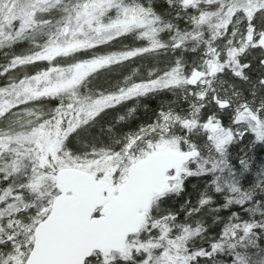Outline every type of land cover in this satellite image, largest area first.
I'll use <instances>...</instances> for the list:
<instances>
[{"label":"snow or ice","instance_id":"6c2138e0","mask_svg":"<svg viewBox=\"0 0 264 264\" xmlns=\"http://www.w3.org/2000/svg\"><path fill=\"white\" fill-rule=\"evenodd\" d=\"M173 2L168 0L169 5ZM205 2L218 7L205 9L199 7L200 0H175L181 9L175 16L181 18L185 13L183 19L192 26L182 30L169 22L164 28L171 35L162 41L157 33L163 29L153 24L160 17L142 0H0V42H16L29 29L49 26L47 39L34 42L38 45L35 51L13 55L0 69L3 76L23 64L46 65L0 84V120L11 125L0 128V264H207L209 260L218 264L213 258L225 252V245L232 258L228 264H264V164L254 167L257 156L264 155L257 151L264 148V95L257 101V94L264 90V0ZM61 5L65 15L55 21L39 15ZM204 24L208 25L207 37ZM132 35L145 43L104 49L110 41ZM189 40L196 41L192 51L201 43L204 46L199 62H193L190 69L182 56H175L163 68L149 70L146 79H134L133 70L92 95L77 92L90 73L124 65L161 48L187 49ZM87 49L96 51L72 65L61 67L54 62L58 54L74 55ZM82 66L87 70L80 71ZM57 72L62 74L60 79ZM225 73L233 81L246 82L251 99L233 84L223 88L221 95L214 81L219 78L221 85L227 83ZM176 87H188L186 100L195 97L189 100L187 112L159 106L110 145L93 140L81 151L73 143L81 131L91 135L90 127L108 115L107 110ZM229 88L234 89L231 95ZM65 93H69L67 102ZM43 98L58 102L47 113L35 112L32 102ZM34 112V119L24 121L27 128L23 124L17 128L15 122ZM238 142L243 147L232 164L228 149ZM202 148H207L211 159L202 154ZM165 150L174 153L162 177L169 191L160 202L167 210L153 215L145 206L140 213L142 222L121 225L122 208L131 217L136 215L132 195L142 170L150 168ZM9 152L15 155L5 160ZM112 155L123 162L111 174L110 183L108 174L95 175L93 168L98 159ZM225 169L228 178L222 177ZM192 176L202 178L205 187L195 207L188 206L189 197L177 209L170 197L183 192ZM209 186L216 193L226 190L225 202L217 208L235 205L239 210L225 218L215 217L223 219L217 235L189 250L186 239L203 229H192L184 221L211 203L213 197L206 194ZM99 191L106 199L95 206ZM25 193L32 198L25 199ZM109 232L111 238H104ZM84 239L91 240V245L79 261L63 254L65 247Z\"/></svg>","mask_w":264,"mask_h":264},{"label":"trees","instance_id":"16d2710c","mask_svg":"<svg viewBox=\"0 0 264 264\" xmlns=\"http://www.w3.org/2000/svg\"><path fill=\"white\" fill-rule=\"evenodd\" d=\"M152 4H153L152 8L155 10L156 14L161 16L160 18L163 17L164 19H166L168 23L171 22L173 26L179 25V27L182 30L185 28H190L192 26L188 21L183 19L185 13L182 12L181 18H177L175 16L176 11L181 10L178 7V5L175 3V0L171 5L168 4V0H152ZM39 15L42 16L43 18H47L49 17L50 13L45 11L42 14L39 13ZM170 35H171V31H164L160 33L158 38L162 41H168V37ZM143 43H145L143 40L137 39L134 35H132L129 36L127 39H118V40L110 41L106 46H104V49L105 50L120 49L126 45L133 46V45H141ZM22 48L23 46H21V44H19L17 41V42H13V45L9 49H7V51L2 50L3 54H0V69H2L3 66L8 64L10 58L13 55H17L23 52L21 51ZM93 51H96V49H87L86 52H76L74 55L58 54L55 56L54 62L57 65H60L61 67H66L74 64V62L78 58L84 55H90ZM196 53L200 54V52H196ZM192 55L193 52H188L186 49L184 50L177 49L174 52L171 48H161L157 52H154L152 54L137 56L133 58L131 61L126 62L125 64L130 66V64L132 63V68H137L138 72L143 73L147 68H152L154 66L162 67V65H165L170 59L174 58L175 56H182L184 58L183 62L186 65H188V62L191 61L192 59ZM249 55H251V53H249ZM153 57H157L159 58V60H157L156 63H154V61L152 60ZM125 64L124 65L114 64L111 66V68L104 69L102 72H94L86 75L82 79L80 85L77 88L78 94L81 96L92 95L96 92L98 88L106 87L107 84L115 83L118 79L122 77V74H124V70L125 71L127 70L128 67H126ZM21 67L22 68L24 67V70H27L30 74L46 68V65L43 63H39V64L28 63L25 64V66H20L19 68L20 70H18V73L22 71ZM14 71L12 69L9 72L5 73L3 76H0V84H6L5 79L7 74L8 73L13 74ZM58 74L59 72L55 74L57 78H58ZM60 78L61 77H59L58 79ZM171 89L174 88L159 89L146 96L137 97L135 101L130 100L123 104L117 105L115 109L107 110L108 115L102 116L101 119H99L96 123H94L90 127L89 131L91 135L88 132L81 131L79 140L78 141L74 140L73 143L81 151L85 149V143L91 144L93 140H95L97 144H101V143L105 145L112 144L114 140H118L120 138L123 132L127 131L130 128H135L137 125H139L141 121L146 120L157 107L166 104L167 101L164 98L165 96L157 95V92L161 91L160 93L164 92L165 94V92L168 93V91H170ZM241 89L244 91V96L248 99H251V95L247 91L246 82L243 83ZM68 95L69 93H65V102H67ZM261 95H264V90H261V92L257 94V101L259 100ZM57 102L58 100L43 98V99L35 100L32 103L35 106V112L47 113L49 112L51 107L54 106V104ZM133 107H134L133 114L127 117L124 116L125 115L124 112L122 114L119 113L124 109H125L124 111H126L127 109ZM121 116H123V120L119 119V117ZM34 118L35 115L30 117L28 120ZM9 125L10 124L8 122L0 120V128L9 127ZM14 146L16 145L13 144V147ZM242 147L243 145L238 142L233 144L228 149V153H229L228 158L232 162V164H236V157L240 154ZM257 151L264 153V148L258 149ZM98 161L99 163H101L99 159ZM261 164H264V155L257 156V159L254 162V167H258ZM222 177L228 178L227 169H225V172L222 174ZM223 178L220 181L221 184H223ZM116 182L119 183V179ZM193 184L196 185L195 188L192 187ZM204 187H205V183L202 178L196 176L189 177L186 181V186L184 191L179 193L173 192L170 199L175 201L176 208L178 209L179 204L183 203L186 199L190 197L191 204L188 206L195 207L197 201L200 198V192L204 189ZM206 194L213 197L211 203L208 206H205L200 212L190 215L187 218V220L184 221L190 224L192 229H196L198 226L201 229H203V231H201L200 233H194L186 239V243L189 247V250H191L194 247H200L201 245L206 244L209 238L217 235L218 227L223 223V219L217 221L215 220V217L219 216L221 218H225L232 211L239 210L238 207L235 205H231L228 209H225L223 207L217 208V205H222L225 202L223 197L226 194V190L225 193H216L212 191L211 186H209V191ZM162 195L154 199V201L158 203L156 207L153 206L152 209L150 208L149 212L151 214L156 215L158 213L157 215H160L167 210L168 206L160 202V197ZM31 198H32L31 194L25 193V199H31ZM241 215L243 216L245 214L241 213ZM254 218L259 219L260 215L254 214ZM261 243H264V237L261 238ZM224 247H225V252L223 254L218 253L213 258L215 261L218 262V264L219 262H223V264H228V262H230L232 259L231 256L227 254L230 251L227 248V245H225ZM249 251L255 252L256 250L253 248H249ZM207 264H212V260L207 261Z\"/></svg>","mask_w":264,"mask_h":264},{"label":"rangeland","instance_id":"374dc122","mask_svg":"<svg viewBox=\"0 0 264 264\" xmlns=\"http://www.w3.org/2000/svg\"><path fill=\"white\" fill-rule=\"evenodd\" d=\"M66 2H67V0H66ZM142 2L144 3V5L146 7L147 6H151V7L153 6L152 0H142ZM199 7L200 8H205V9H214V8L218 7V5H216V4H208V3L205 2V0H200ZM62 8H63V6L61 5V6L49 9L46 12L50 13L49 16L52 17L53 21H55L58 17L65 15V13L62 10ZM40 14H42V13H40ZM159 17H161V16H159ZM211 19L215 23V21L217 20V17L213 16ZM167 23H168L167 20L164 19L163 17L160 18L159 20L153 21V24L155 26H158V28L163 29L161 31H158V33H157L158 36L160 35V33L164 32V31H170L169 29L164 28V25L167 24ZM202 29L204 31L205 37H207V35H208V25L207 24L202 25ZM48 30H49V26H42V30H41V26H37L35 31L29 29L28 33L25 35V38L22 39V40H18V43L21 44V46H23V48L21 50L23 52H21L19 54L23 55L25 53L35 51L36 48L38 47V45L36 43H34V42L35 41L43 42V40L47 39V36L45 35V33ZM51 30L55 31V25L54 24L51 26ZM89 35L92 36L93 34L89 33ZM186 43H187V47H188L186 50L188 52H193L192 59H191V61L188 62V65H187V67L190 69V67H191L193 62H199L198 58L200 57V54L203 51V47L204 46H203V43H201L199 45V47L195 51H192L191 49L193 48L194 45H196V41L195 40H189ZM217 43L221 47L223 46V42L222 41L218 40ZM12 45H13V42L9 41V40H5V41L0 42V54H3L2 50L3 51H7V49H9ZM182 50H184V49H182ZM196 52H200V54H197ZM152 60L154 61V63H156V61L159 60V58L153 57ZM21 66H25V64H23ZM126 67H128V68H127L126 71L124 70V74L132 73L133 70H135V73H134V76H133L134 79H146L148 77L149 70H151V69H161V68L164 67V65H162V67L154 66L152 68H147L143 73L138 72L137 68H132V63L130 64V66L126 65ZM19 68H20V66L16 67L15 69H13V71L15 70L13 74H10V73L7 74L6 79H5V83H9L8 77H13V78L19 80L20 77H22L25 73H29L27 70H24V67L23 68L21 67L22 71H20V73H18V70H20ZM86 70H87V66H82L81 69H80V71H86ZM124 74H122V75H124ZM59 77H62L61 73L58 74V78ZM223 78H224L225 81H227V83H225L223 85L220 84L219 78H217L214 81L216 89H217V91H219L221 93V95L224 94L222 92V89L223 88H228L227 85H229V84H233L235 86V88H239V89H241V86H243L242 82L233 81L231 79V77L227 73L223 74ZM43 79L44 78L41 77V81H43ZM32 87L35 88L36 86L33 85ZM233 90H234L233 88H229L228 89V94L231 95V92ZM9 91L11 92L12 96H15V92L14 91H12V90H9ZM160 92L161 91H158L157 95H164L165 96L164 98L167 101L166 104H163L162 106H164L165 108H169L170 107V108H172L175 111L187 112L189 110V108H188L189 100L195 98L194 96H189V100H186L184 98L186 95H188L187 87H176V88L171 89L170 91H168V93L165 92V94H164V92L163 93H160ZM243 93H244V91H243ZM5 98L7 99L9 97H5ZM233 99L237 100L238 98L234 97ZM135 100H136V98L133 99V101H135ZM130 109H132V111H129V109L124 111L125 110L124 109V110H122L119 113L122 114L124 112V114H125L124 116L127 117V116L133 114V112H134V107L130 108ZM34 115H35V112L33 114H31V115H25L23 120L15 122L16 126H18V128H19V125L23 124V126H25V128H27L28 125L26 123H24V121L28 120L30 117H32ZM9 126H11V125H9ZM179 131L180 130L177 129V132H179ZM43 138L44 137H42V139ZM202 154L204 156L209 157V159L212 158V155L209 154L207 148H202ZM14 155H15V153H11V152L6 153L5 156H4V159L5 160H9ZM213 155H215V154H213ZM99 160H100L101 163H99V161H98L97 162V166H95L93 168L94 174L95 175H99L101 172H104L105 174H108L110 176V183H111V174L115 172L116 168L120 167V164L123 161L120 160L119 162H117V156L116 157L115 156L105 157V158H102V159H99ZM102 160H104V161H102ZM0 166H2V165H0ZM208 166H210V165H208ZM193 167H195V165ZM115 179L117 181L119 178L117 177ZM113 186L116 187V185H113ZM157 203L158 202L154 201L152 203L151 209L153 208V206L156 207Z\"/></svg>","mask_w":264,"mask_h":264},{"label":"water","instance_id":"95a60500","mask_svg":"<svg viewBox=\"0 0 264 264\" xmlns=\"http://www.w3.org/2000/svg\"><path fill=\"white\" fill-rule=\"evenodd\" d=\"M191 87V85H189ZM174 159V153L170 151H162L154 164L147 169L142 170L140 179L135 187L132 195V200L136 203V215L131 217L126 208H122L119 213V220L121 225H126L129 222H142L140 213L144 207L147 206L148 210L154 199V197L166 193L169 191L165 188L166 181L162 179L168 173L169 162ZM105 197L103 191L96 192L95 194V206L104 204ZM148 212H145L146 216ZM104 238H111V233H106ZM91 245V240L84 239L72 244L70 247L63 249V254L70 256L74 261L81 259V254L84 253Z\"/></svg>","mask_w":264,"mask_h":264}]
</instances>
